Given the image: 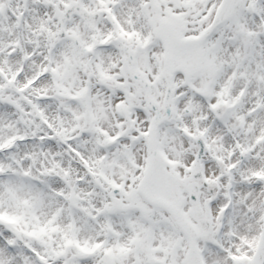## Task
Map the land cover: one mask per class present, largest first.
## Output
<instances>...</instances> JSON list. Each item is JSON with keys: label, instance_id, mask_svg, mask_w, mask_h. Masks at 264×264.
Wrapping results in <instances>:
<instances>
[{"label": "snow or ice", "instance_id": "6c2138e0", "mask_svg": "<svg viewBox=\"0 0 264 264\" xmlns=\"http://www.w3.org/2000/svg\"><path fill=\"white\" fill-rule=\"evenodd\" d=\"M0 264H264V0H0Z\"/></svg>", "mask_w": 264, "mask_h": 264}]
</instances>
